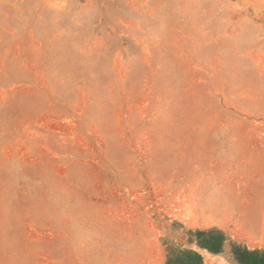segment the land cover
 Masks as SVG:
<instances>
[{"label":"rangeland","instance_id":"1","mask_svg":"<svg viewBox=\"0 0 264 264\" xmlns=\"http://www.w3.org/2000/svg\"><path fill=\"white\" fill-rule=\"evenodd\" d=\"M0 264H264V0H0Z\"/></svg>","mask_w":264,"mask_h":264}]
</instances>
